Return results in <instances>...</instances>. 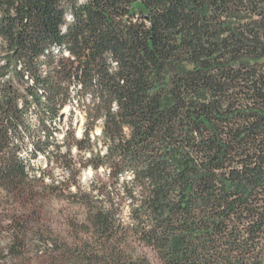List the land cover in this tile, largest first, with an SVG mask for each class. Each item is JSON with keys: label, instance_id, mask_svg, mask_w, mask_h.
Segmentation results:
<instances>
[{"label": "trees", "instance_id": "16d2710c", "mask_svg": "<svg viewBox=\"0 0 264 264\" xmlns=\"http://www.w3.org/2000/svg\"><path fill=\"white\" fill-rule=\"evenodd\" d=\"M0 61V190L17 205L0 199V264H264V0H0ZM73 100L88 165L110 169L87 189L52 126ZM39 153L72 177L36 188ZM46 193L81 211L68 236L45 225Z\"/></svg>", "mask_w": 264, "mask_h": 264}, {"label": "rangeland", "instance_id": "374dc122", "mask_svg": "<svg viewBox=\"0 0 264 264\" xmlns=\"http://www.w3.org/2000/svg\"><path fill=\"white\" fill-rule=\"evenodd\" d=\"M59 52L60 51L54 53V51H52L54 54H58ZM46 54H49V50H45V53L41 55V58L45 57ZM72 95H74V92ZM87 109V104L78 106L73 100L72 102L66 103V105L63 106L59 117L55 122L52 123V126L57 128V130H55V135L61 145L60 152L64 153L68 148H70V155L73 159V162H75L73 165V177L77 181L78 185H81L82 188L86 189L88 188L89 182L94 178L99 177L106 179L102 174L93 175L89 178L84 177V171L91 167L88 165V135H85L86 132L88 134V120L86 118ZM30 123L31 127L24 138L25 146L23 147L22 154L25 157H29L31 154V150L34 146L33 140H36L37 137L43 135V132L39 131L37 116L35 114H32ZM85 129H87L86 132ZM99 133L100 128L98 126L94 127L90 133L92 140H94V137L98 136ZM67 136L68 138L64 140ZM81 136L83 138H81ZM98 147H100L101 152L105 151L101 142L99 143V141ZM32 163H34L36 166V173L40 172L41 170L44 171V180L39 182L37 185L38 187L36 188H40V185L52 183L55 180L62 181L72 177L69 176L64 168H62L60 161H56L54 158L50 160L42 153H39L37 157L33 158ZM37 167H39L40 170ZM92 170L93 172H96L95 169L92 168ZM37 176H39V174ZM65 190V193H68L69 191H75L76 187L75 185H72L70 189ZM9 198L10 197L5 196V193L0 190V199L3 202L4 211L7 210L5 213H9L10 215L13 208L17 205L14 204L13 199L9 200ZM36 205L39 207L40 205L43 206L42 210L45 212V225H48L57 232L63 233L65 231L66 233H64V236H68L67 231L70 229L68 228V220L75 215L82 217L81 211L78 210V208L73 204H70L67 199L52 194H44L43 198L36 202ZM8 218L10 217H7V219ZM3 238V229H0V245ZM30 259L32 264H43L44 254L42 252H38V254H30Z\"/></svg>", "mask_w": 264, "mask_h": 264}, {"label": "clouds", "instance_id": "9594fccd", "mask_svg": "<svg viewBox=\"0 0 264 264\" xmlns=\"http://www.w3.org/2000/svg\"><path fill=\"white\" fill-rule=\"evenodd\" d=\"M82 2H84V0H80V3H82ZM65 20L66 21H73L74 20V16H73V14H72L70 9L65 12ZM61 31L63 32V29ZM65 55L68 56V55H70V53L65 51ZM124 131H125V133L127 135L130 136V133H131L132 129H131L130 126H125L124 127ZM81 138H83V137L81 136ZM109 172H110V169H106V168H103V167L98 168L96 170V172H93L92 168L89 167L88 169H86L84 171V177L85 178H89V177H91L93 175H101L102 174L105 178H107ZM120 179L122 181H125V182H130V181H132L134 179V174L131 171H128L123 176H121Z\"/></svg>", "mask_w": 264, "mask_h": 264}]
</instances>
